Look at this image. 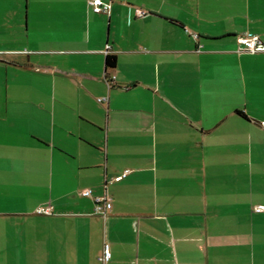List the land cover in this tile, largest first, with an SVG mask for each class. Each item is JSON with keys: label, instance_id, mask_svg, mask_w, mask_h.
I'll return each instance as SVG.
<instances>
[{"label": "crops", "instance_id": "1", "mask_svg": "<svg viewBox=\"0 0 264 264\" xmlns=\"http://www.w3.org/2000/svg\"><path fill=\"white\" fill-rule=\"evenodd\" d=\"M245 32L264 0H0V264H264Z\"/></svg>", "mask_w": 264, "mask_h": 264}, {"label": "built area", "instance_id": "2", "mask_svg": "<svg viewBox=\"0 0 264 264\" xmlns=\"http://www.w3.org/2000/svg\"><path fill=\"white\" fill-rule=\"evenodd\" d=\"M88 5L92 7L96 11H104L109 12L111 8V0H88ZM134 12L136 15L142 16L148 13V9L142 5H135ZM239 39V50H258L264 48V45L262 43V40L258 33L254 32H245L238 35ZM111 48V44L107 43L105 50L109 52V49ZM115 74H111L107 77V83L108 86H112L114 82ZM99 100L107 99L106 96H100L98 97ZM127 172L124 171L122 175H124ZM121 176V175H120ZM80 192L82 194L86 195H92V189L91 187H82L80 189ZM94 199L96 201V211L106 214L110 207H111V200L108 199L106 195H95ZM255 210H264V203H257L253 206ZM110 256V250L108 245H105L103 253L100 255L101 259H107Z\"/></svg>", "mask_w": 264, "mask_h": 264}, {"label": "trees", "instance_id": "3", "mask_svg": "<svg viewBox=\"0 0 264 264\" xmlns=\"http://www.w3.org/2000/svg\"><path fill=\"white\" fill-rule=\"evenodd\" d=\"M173 20V19H172ZM117 63V55L113 52H107L106 54V66L107 67H114ZM242 116L246 117V113L244 111H240Z\"/></svg>", "mask_w": 264, "mask_h": 264}]
</instances>
